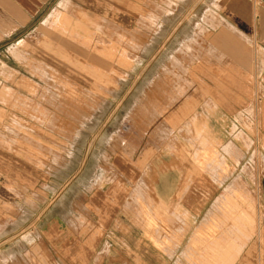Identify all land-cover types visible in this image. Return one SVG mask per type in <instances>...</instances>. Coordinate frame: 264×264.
Masks as SVG:
<instances>
[{
    "label": "rangeland",
    "instance_id": "obj_1",
    "mask_svg": "<svg viewBox=\"0 0 264 264\" xmlns=\"http://www.w3.org/2000/svg\"><path fill=\"white\" fill-rule=\"evenodd\" d=\"M35 1L25 0L23 23L0 34V208L14 198L10 187L23 183L39 193V226L46 229L70 204L64 186L78 193L96 161L111 163L95 156L112 154L113 137L141 134L158 144L154 124L169 109L152 111L153 121L147 111L146 126L132 124L143 117L139 107L153 86H176L180 97L197 88L205 100L215 86H225L247 96L248 135L233 128L229 136L228 127L222 138L210 133L205 101L187 158H171L157 145L139 161L162 172L183 160L196 170L215 168L205 173L222 187L214 204L196 218L185 210L179 237L164 220L165 208L141 206L142 243L162 250L171 264H264V0ZM226 37L241 55L215 44ZM225 244L231 252L219 249ZM175 245L179 254L169 251Z\"/></svg>",
    "mask_w": 264,
    "mask_h": 264
},
{
    "label": "crops",
    "instance_id": "obj_2",
    "mask_svg": "<svg viewBox=\"0 0 264 264\" xmlns=\"http://www.w3.org/2000/svg\"><path fill=\"white\" fill-rule=\"evenodd\" d=\"M24 3L25 0H0V34L7 30L9 24L23 23ZM225 12L232 13V10L226 9ZM215 44L227 47L229 54V49H234V57L237 53L242 54L241 47L231 48L235 46L231 38L226 37ZM167 74L161 73L158 77ZM151 89V96L159 91L160 100L145 97L143 106L139 107L144 110L143 117H135L132 124L146 126L149 121L147 111L152 115V111L169 109V115L162 116L154 124L157 126L154 132L159 138V142H154L171 158H187L185 151L192 149V139L200 133L198 113L205 101L209 106L210 133L222 138L228 127L229 136L234 132L248 135L249 105L242 91L238 94V101L237 92L225 86H215L207 100L201 97L197 88L182 97L175 95L178 93L176 86L155 85ZM151 117L153 121L155 112ZM138 136L135 135L136 139L125 135L113 137L111 155L102 150L96 152V159L109 158L111 163L102 165L96 161L91 172L93 176L80 183L78 193L71 190L70 183L64 186L70 204L65 207L62 218L55 217L46 223V229L39 226V193L30 192L23 183H14L10 187V190H15L14 198L7 203L6 200L1 201L0 264H153V256L160 259L159 264H171V257L169 262L168 255L166 259L162 256V250L153 249V245L145 240L142 243V238L147 239V235L145 226L141 224L145 221L140 207L165 208L167 216L164 220L169 224L171 234L174 231L179 237L185 230L184 211L189 209L192 217L196 218L204 207L214 204L216 190L222 187L206 175L209 171L215 173V168L196 170L189 161L183 160L176 169L166 168L164 172L153 170L146 164L140 165L139 161L145 162L147 157L150 158L152 148L159 146L155 143L153 146L151 137ZM174 145L175 150H171ZM200 173H206L207 178L197 176ZM4 189L6 191L9 187L4 186ZM26 190L31 201V218L25 214ZM13 204L14 210L11 208ZM175 209L178 213H174ZM207 211L205 209L203 213ZM137 237H141L138 242L135 240ZM175 248L169 251L179 254V246L175 245Z\"/></svg>",
    "mask_w": 264,
    "mask_h": 264
},
{
    "label": "bare ground",
    "instance_id": "obj_3",
    "mask_svg": "<svg viewBox=\"0 0 264 264\" xmlns=\"http://www.w3.org/2000/svg\"><path fill=\"white\" fill-rule=\"evenodd\" d=\"M5 34H6V33H5ZM220 41H221V40H220ZM214 42H218V40L215 39ZM222 45H223V44H222ZM2 94H3V93H2ZM2 94H1V95H2ZM3 98H4V97H3ZM4 99H5V98H4ZM222 232H223V231H222ZM225 232H226V231H224V233H223L222 235H225ZM220 236H221V235H220ZM225 245H226V244H225ZM213 246H220V244L218 243V241H214ZM226 247H227V248H225V247L223 246V249H221V248H219V249H220V250H223V251L226 252V253L231 252V251H230V248H228L229 246L226 245ZM215 249L217 250L218 248H215Z\"/></svg>",
    "mask_w": 264,
    "mask_h": 264
}]
</instances>
